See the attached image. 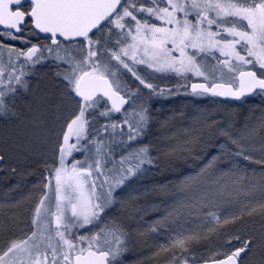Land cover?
Masks as SVG:
<instances>
[{
  "label": "snow or ice",
  "instance_id": "6c2138e0",
  "mask_svg": "<svg viewBox=\"0 0 264 264\" xmlns=\"http://www.w3.org/2000/svg\"><path fill=\"white\" fill-rule=\"evenodd\" d=\"M181 89L259 115L155 119ZM0 119L40 164L0 201V264H143L156 237L164 264H264V0H0Z\"/></svg>",
  "mask_w": 264,
  "mask_h": 264
},
{
  "label": "trees",
  "instance_id": "16d2710c",
  "mask_svg": "<svg viewBox=\"0 0 264 264\" xmlns=\"http://www.w3.org/2000/svg\"><path fill=\"white\" fill-rule=\"evenodd\" d=\"M170 82L171 85H175L177 83V80L175 76H167V81ZM182 82V81H181ZM193 96L190 94L184 93L183 89H181L179 94H174L172 96H166V97H156L153 100H160L163 103V110L162 112H159L158 116L156 117L157 120L163 119L165 116L171 115L173 112L180 114V113H186V119L194 116L196 114L197 109H208L209 111L213 113H219L220 116H229L234 119V114L235 113H244L243 111L245 109L249 110H254L260 102L253 103L252 105H249L248 107H242L240 106L243 104L245 101L249 102L250 99L241 101L238 103L235 102H223V101H218L214 98L209 97H200L202 100L200 101H195ZM193 101V102H191ZM213 102V105H212ZM212 108V109H211ZM115 119H119L118 117H114ZM220 118V117H217ZM242 123V122H241ZM159 134L158 131V125L153 124L152 126V136H156ZM165 179H171V177L168 175L167 172L161 171V170H155V173L150 177V179H147V177H144V183L147 184H158V183H164ZM21 183V182H20ZM1 192V189H0ZM149 202H152V198L149 197ZM156 203H159V201H155ZM148 218L151 217V209H149L148 212ZM153 239H158L154 241ZM163 242L162 240L160 241L159 237L156 238H150L148 239L145 243H142V245H146L148 247L147 250H141V251H136L138 255L136 257L138 260H142L143 264H158L162 262L163 260L160 258H154L152 256V252L155 251V248L152 247L154 244H158ZM141 246L137 245V250H140ZM139 256V257H138ZM136 258V259H137Z\"/></svg>",
  "mask_w": 264,
  "mask_h": 264
},
{
  "label": "rangeland",
  "instance_id": "374dc122",
  "mask_svg": "<svg viewBox=\"0 0 264 264\" xmlns=\"http://www.w3.org/2000/svg\"><path fill=\"white\" fill-rule=\"evenodd\" d=\"M40 71L42 73H46L48 71V67L44 66V67H42L40 69ZM128 75L130 77V74H128ZM172 76H174V75H172ZM161 80L162 81H167V76H163V77H159L158 76V81H161ZM132 86L135 87V84H133ZM191 99H194L196 102L202 100V98H200V97H194V98H191ZM191 102H193V101H191ZM256 102H260V98L258 96L250 98L249 102L245 101L240 106L248 107L249 105H252L253 103H256ZM150 103H151V107L153 109V116L156 119V117L158 116L159 112L163 111L161 109H163L164 105H163V103L160 100H152V101H150ZM212 105H213V102H212ZM243 112L244 113H240V114L235 113L234 114V119L239 120L240 122H243V119L246 116H250V115H253V114H255L257 116L259 115V112H255L254 113L253 110H249V109H245ZM1 124L2 125H1L0 129H3L4 127H6L4 122H2ZM154 124H156V123H154ZM0 154H7L8 158L6 159V162H5L6 163V167H8V168H16V171H17V175H12L10 172H5V171L1 170L3 174L0 177V189H1L0 201H3L4 193H5L6 189L11 187L12 185L17 184L18 181L21 182V185L23 187V191H25V192L29 188H31L34 184H36L38 182L39 176L37 175V173L39 172V168H40V164H39V160L38 159H30V160H28L26 162H23V163L17 162L15 160V158H14V153L12 151V148H11L10 144L7 147L5 146V144H1L0 145ZM242 163H244L249 168L254 167V165L251 162L242 161ZM255 167H257V170H259V166L258 165L255 166ZM152 175H153V173L150 172L148 174V176H146L147 179H150V177ZM16 195L18 196L19 193H16ZM159 238H160V241H161L162 238L161 237H159ZM153 240L156 241L158 239H156V240L153 239ZM138 246H141V247H140V250H137V251L147 250L148 249V247L146 245H142V243L138 244ZM136 255H138L137 252L130 253L127 256V259L129 261L138 260ZM162 262H164V261H162ZM158 264H162V263H158Z\"/></svg>",
  "mask_w": 264,
  "mask_h": 264
},
{
  "label": "water",
  "instance_id": "95a60500",
  "mask_svg": "<svg viewBox=\"0 0 264 264\" xmlns=\"http://www.w3.org/2000/svg\"><path fill=\"white\" fill-rule=\"evenodd\" d=\"M189 86H190V83H189ZM215 98L220 99V100H227V101L237 102V101L234 100L233 98H224V97H215Z\"/></svg>",
  "mask_w": 264,
  "mask_h": 264
},
{
  "label": "flooded vegetation",
  "instance_id": "af4514ba",
  "mask_svg": "<svg viewBox=\"0 0 264 264\" xmlns=\"http://www.w3.org/2000/svg\"><path fill=\"white\" fill-rule=\"evenodd\" d=\"M47 72H48V71H47ZM2 122H3V120L0 119V127H1V125H2V124H1ZM1 144H4L2 140H0V145H1ZM2 174H3V173H2V171L0 170V177L2 176Z\"/></svg>",
  "mask_w": 264,
  "mask_h": 264
}]
</instances>
